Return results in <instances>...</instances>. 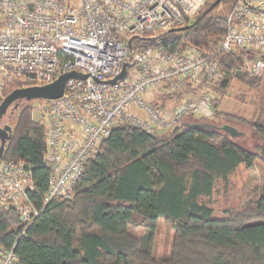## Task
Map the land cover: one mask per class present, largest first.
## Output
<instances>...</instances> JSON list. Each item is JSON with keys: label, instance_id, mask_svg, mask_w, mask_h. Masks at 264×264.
Here are the masks:
<instances>
[{"label": "trees", "instance_id": "16d2710c", "mask_svg": "<svg viewBox=\"0 0 264 264\" xmlns=\"http://www.w3.org/2000/svg\"><path fill=\"white\" fill-rule=\"evenodd\" d=\"M216 1H206L183 26L132 37L131 47L190 45L213 54L225 72L213 91H225L233 79L240 80L258 91L255 115L222 110L220 98L213 96V116L200 114L186 122L222 117L238 129L251 128L259 143L249 149L238 142L241 136L216 128L182 125L165 134L119 122L87 159L73 196L44 205L51 178L47 129L32 118L33 104L23 101L4 158L25 161L32 169L30 199L44 209L25 228L15 209L0 207V242L15 246L22 264H264V180L260 194L238 208L217 213L204 200L242 164H264V70L259 75L246 70L247 60L264 58V52L220 50L229 12L216 11L223 1L233 5L236 0ZM28 85L24 77L11 75L4 95ZM184 92L196 95L199 90L187 82L159 101L164 106ZM161 220L174 230V241L170 256L156 260L152 243ZM139 228L146 230L143 238L133 232Z\"/></svg>", "mask_w": 264, "mask_h": 264}, {"label": "built area", "instance_id": "2783aa9c", "mask_svg": "<svg viewBox=\"0 0 264 264\" xmlns=\"http://www.w3.org/2000/svg\"><path fill=\"white\" fill-rule=\"evenodd\" d=\"M206 1L0 0V105L11 75L36 86L66 72L88 74L70 78L63 96L37 99L33 106L32 118L47 129L51 178L44 205L55 197L73 196L87 159L117 123L154 133L182 126L192 116L209 115L212 86L225 75L213 54L190 45L132 50L129 44L134 36L185 25ZM227 21L220 50L264 52V0H236ZM126 62V76L109 83ZM246 70L261 74L264 58L247 60ZM187 82L199 90L193 97L174 107L156 102L162 94L178 93ZM34 186L25 161L2 158L0 207L15 209L25 228L44 209L30 199ZM0 264H22L15 246L0 242Z\"/></svg>", "mask_w": 264, "mask_h": 264}, {"label": "rangeland", "instance_id": "374dc122", "mask_svg": "<svg viewBox=\"0 0 264 264\" xmlns=\"http://www.w3.org/2000/svg\"><path fill=\"white\" fill-rule=\"evenodd\" d=\"M232 4L230 2L223 1L216 11L218 14H227L231 9ZM223 90V89H222ZM221 90V91H222ZM212 91V95L218 96L219 102L218 107L222 110L239 114H243L246 117H252L255 115L256 106L255 100L258 96V91L250 88L245 83L241 82L238 79H233L225 91ZM194 96L193 94H181L180 96H175L174 98L169 99L168 102L163 106L160 101L159 105L162 107L177 106L181 101L188 99ZM151 100H154V96L150 97ZM31 103L34 107L38 105V101L32 100ZM213 107V106H212ZM214 109L212 108L209 112V116L214 115ZM35 118H38V113L35 112ZM14 117L11 119V126L13 125ZM218 125L226 123L225 119L222 117L214 116L211 121ZM241 131L244 132L238 142L249 148L254 149L255 146L259 143L260 139L254 133V131L246 125H241ZM165 134L171 132V128L163 130ZM264 180V164L260 161L254 163L252 167H247L242 164L239 169L230 177L228 183L221 184L217 187L214 195L211 199H204L214 207L217 213H223L227 208H238L245 204L248 200L255 198L260 194L263 186ZM134 234L140 238H143L146 234V230L139 228L133 231ZM174 241V230L172 227L164 220L159 222L158 228L154 235V241L152 243L153 255L156 260H162L170 256L172 251V245Z\"/></svg>", "mask_w": 264, "mask_h": 264}, {"label": "water", "instance_id": "95a60500", "mask_svg": "<svg viewBox=\"0 0 264 264\" xmlns=\"http://www.w3.org/2000/svg\"><path fill=\"white\" fill-rule=\"evenodd\" d=\"M220 0H217L214 4L219 3ZM131 41H129V44ZM129 65L128 62L125 63L122 72L112 80H109V83L114 84L118 79L124 78L126 76V68ZM88 74H84L78 71L66 72L59 75L53 82L45 85H36V86H27L18 88L8 94L0 105V162L4 157V152L6 148L7 141L11 138L13 127L10 124L2 125V118L7 113L9 106L18 101L26 100L32 101L37 99H56L63 96L65 92L66 83L70 78H87ZM19 103H16L15 108H18ZM183 125L186 126H202L209 129L216 128L221 129L234 137H239L244 135V132L238 129L236 126L224 123L218 125L212 122H195L189 123L184 122Z\"/></svg>", "mask_w": 264, "mask_h": 264}, {"label": "flooded vegetation", "instance_id": "af4514ba", "mask_svg": "<svg viewBox=\"0 0 264 264\" xmlns=\"http://www.w3.org/2000/svg\"><path fill=\"white\" fill-rule=\"evenodd\" d=\"M23 101L24 100L18 101V102H14V103H12L9 106V108L7 110V113L2 118V125H6V124H10L11 125V123H10L11 119L15 116V112L18 109V108H15L16 103H19V105H20Z\"/></svg>", "mask_w": 264, "mask_h": 264}, {"label": "bare ground", "instance_id": "6f19581e", "mask_svg": "<svg viewBox=\"0 0 264 264\" xmlns=\"http://www.w3.org/2000/svg\"><path fill=\"white\" fill-rule=\"evenodd\" d=\"M24 101H26V100H24ZM28 102H31V101H28ZM184 124V123H183Z\"/></svg>", "mask_w": 264, "mask_h": 264}]
</instances>
